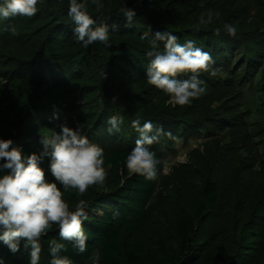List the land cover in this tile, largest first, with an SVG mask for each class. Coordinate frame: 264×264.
<instances>
[{"label":"rangeland","instance_id":"1","mask_svg":"<svg viewBox=\"0 0 264 264\" xmlns=\"http://www.w3.org/2000/svg\"><path fill=\"white\" fill-rule=\"evenodd\" d=\"M150 1L148 10L141 5H134L132 9L139 19L141 10L152 8L153 14H157L156 20L144 24L137 22L136 29L144 28L134 35L128 30L122 33L112 30L114 24L107 11L110 0H99L103 5L100 10L95 8L93 0H83L96 25L110 26V47L100 42L85 47L77 41L73 21L68 15L70 0L51 3L39 0L38 12L31 18H0V94L6 88V78L13 76L28 103L32 104L38 100L45 81L40 68L43 59H55L58 65L66 67L81 65L76 103H90L85 112L74 115L76 120L72 128L82 125L83 134L98 143L104 154L114 147L132 149L135 146L139 133L131 123L136 119L141 125L152 122L163 126L165 133L172 134L171 137L161 135L159 142L150 146L161 158L153 198L144 208L134 204L131 209V215H144L146 219V225L137 229L134 236L143 249L153 246L157 239L178 248L174 220L187 213L190 200L199 197L205 180L216 182L220 198L216 208L198 223L197 236L211 242L218 226L229 231L241 229L260 233L264 228V120L250 132L246 131L245 128L251 127L246 126L241 115L232 108L233 96L225 84L230 77L228 67L232 68L231 75H243L245 79L264 72V0ZM121 2L127 7L130 1H116ZM209 14L212 22L200 23L201 17L206 20ZM150 22L154 23L152 30ZM225 24L237 28L235 37L224 31ZM29 25L41 27L44 36L51 39L47 46L48 56L42 58L36 53L41 43L36 36L32 41H24L27 48L22 51L19 43L26 37L23 34ZM59 26L65 30V35L55 30L60 29ZM163 27L180 31L181 43H178L192 40L215 61L213 67L218 70L217 74H201L206 92L190 105H171L166 94L146 82L150 58L145 53L149 50L152 34ZM217 28L221 29L219 36L214 35ZM51 29L53 33L49 32ZM145 32H148V39L141 40ZM65 44L72 46L73 51L66 52ZM162 46L161 43V49ZM48 99L51 103L43 104L50 111L54 102L70 105L57 92L49 94ZM112 115L123 116L124 123L119 133L110 135L106 122ZM45 117V112L35 114L33 126L38 127ZM49 134L46 130L41 135ZM109 189L107 179L96 186L99 192ZM79 197L74 196L69 201L71 210ZM94 254L100 258V249L96 248Z\"/></svg>","mask_w":264,"mask_h":264},{"label":"trees","instance_id":"2","mask_svg":"<svg viewBox=\"0 0 264 264\" xmlns=\"http://www.w3.org/2000/svg\"><path fill=\"white\" fill-rule=\"evenodd\" d=\"M46 1L51 3L54 0ZM110 1V6L107 9L110 16L109 20L114 25L119 26L115 32L122 33L123 30H128L137 35L144 27L139 29H136L135 26L131 29L124 27L125 20L119 14L120 8L125 3H116L117 0ZM129 1L127 5L129 8H133L134 5H141L143 9H149L148 2L150 0ZM150 4H152L151 1ZM153 13L152 8L149 11L141 10L140 16L142 17L134 18V25L137 22L144 24L152 19L154 22L156 20L154 16L157 14L154 15ZM153 22L148 24L151 30L154 25ZM100 24L98 23V25ZM59 28L55 30L65 35V30L61 26ZM42 30L39 26L36 28L32 25L28 26L23 34L26 37L19 43L22 51H26L27 48V43L24 41L27 39L32 41L36 36L37 42H41L36 53L42 58L50 54L47 46L51 43V39L48 40ZM52 30L49 32L53 33ZM158 31H167L177 36L181 43L179 35L182 33L180 31L165 27L158 29ZM64 47H67L66 52L73 51L70 45L65 44ZM43 61L40 68L44 72L45 81L42 83L43 87L37 101L32 104L28 103L29 100L25 98L23 90L19 87L20 84L15 82L13 76L6 78V88L0 94V139H12L14 144L21 148L25 156L34 152L38 154L42 151L41 139L43 135L41 134L43 131L60 133L61 125L72 128L73 122L76 120L74 115L85 112L90 103H76L78 100L76 92L80 90L82 77L81 65L77 67L68 65L66 67L58 65V61L55 59H43ZM226 69L230 77L225 86L233 96L231 106L236 114L241 115V121L246 126L251 127L245 128L246 131L249 130L250 132L255 126L261 124L260 120H264V72L253 74L249 79H245L243 75H231V67ZM58 71L61 72L60 75L55 74ZM62 75L66 77L65 80ZM54 92L59 93L70 105L54 102L51 104L53 107L51 111L45 109L43 103L48 102L49 94ZM41 104H43L45 111ZM40 112H45L46 117L35 128L33 116ZM85 122L87 123V121ZM130 150L114 147L104 154V166L108 171L107 180L110 189L99 192L96 190L97 185H93L88 188L83 196L79 197L88 203L86 209L88 219L84 222V228L88 234L87 251L78 254L72 245L67 243V251L62 252L61 255L68 256L73 264H93L90 257L94 254V250L99 248L100 259L98 264H264V228L260 233L249 230L242 231L241 229L229 231L222 229L218 226L220 224H217L213 241L205 242V239L197 236L198 223L216 208L220 198L219 189L214 180H205L202 183L199 197L190 200L187 213L175 218L174 228L178 234V248L157 239L153 246L143 249L134 240V236L137 229L146 225V219L144 215L143 217L131 215V209L134 204L140 205V209L148 204L153 198L152 194L156 182L155 180H147L144 176L128 173L125 160ZM153 152L159 160L158 172L161 158L157 152ZM49 164L50 160L45 158L41 167L45 170L48 181L55 182L49 170ZM109 165H111L110 168ZM74 196H79L75 190L65 193L67 201H70ZM55 227L41 240L43 250L40 264H49L51 259L48 242L53 238L59 240V230ZM0 264H30V249L24 247L22 240L19 250L13 253L3 241H0Z\"/></svg>","mask_w":264,"mask_h":264},{"label":"clouds","instance_id":"3","mask_svg":"<svg viewBox=\"0 0 264 264\" xmlns=\"http://www.w3.org/2000/svg\"><path fill=\"white\" fill-rule=\"evenodd\" d=\"M38 3L39 0H0V18L34 17ZM93 3L97 10L103 8L99 0H93ZM119 14L126 21L124 27L131 29L135 26L134 9L124 5ZM68 15L73 21V34L78 42L85 47L96 42L111 46L110 26L96 25L86 2L70 0ZM212 19L211 14L206 20L202 16L200 23H211ZM111 28L116 30L119 26L112 25ZM223 29L229 36L237 34V28L231 24H225ZM11 30L15 31L14 28ZM220 33L221 29L217 28L214 35L219 36ZM140 39H148V32L143 33ZM149 44L145 53L150 58L146 82L166 94L168 103L181 107L190 105L206 92L201 74L215 76L218 71L213 67L215 61L209 52L196 47L192 40L180 44L177 36L167 31L152 34ZM106 123L107 132L112 135L120 132L124 118L112 115ZM131 126L139 133V138L126 157L127 171L130 175L155 180L159 160L150 146L158 143L161 135L171 137L172 134L165 133L163 126L158 127L152 122L141 125L138 119L133 120ZM41 144V152L25 156L12 139H0V161H3L0 163V241L15 253L23 240L24 247L30 249V264H40L41 240L56 226L59 240L53 238L48 242L49 264H73L68 256L61 253L67 251V243L78 254L87 251L88 234L84 222L88 219V203L79 199L71 210L65 193L75 190L83 196L89 187L105 182L108 171L104 166V149L83 134L82 125L75 129L61 125L60 133L50 131L49 135H43ZM45 158L50 160L49 170L55 182L48 181L41 167ZM90 259L93 264H98L100 258L93 254Z\"/></svg>","mask_w":264,"mask_h":264}]
</instances>
